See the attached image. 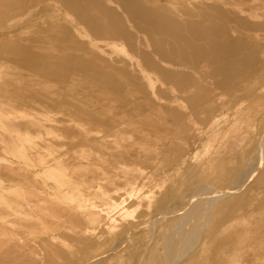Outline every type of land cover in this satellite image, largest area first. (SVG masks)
<instances>
[{"label":"rangeland","instance_id":"obj_1","mask_svg":"<svg viewBox=\"0 0 264 264\" xmlns=\"http://www.w3.org/2000/svg\"><path fill=\"white\" fill-rule=\"evenodd\" d=\"M263 133L264 0H0V264H264Z\"/></svg>","mask_w":264,"mask_h":264},{"label":"bare ground","instance_id":"obj_2","mask_svg":"<svg viewBox=\"0 0 264 264\" xmlns=\"http://www.w3.org/2000/svg\"><path fill=\"white\" fill-rule=\"evenodd\" d=\"M30 80H32V79L30 78ZM32 81H34V80H32ZM40 91H42V89H40ZM69 115H72V114L70 113ZM73 116H74V114H73ZM79 117L81 118V116H77L76 118H79ZM84 119H85V115H84ZM88 119H89V117H88ZM86 120H87V118H86ZM251 162H253V163L250 166H248L247 169L245 168L246 170H244L241 173V175L239 177H237V179L231 185H229L226 189L215 190L213 188L211 189V188L207 187L204 184H198V185H196L195 188H194V190H193V192H194V194H192L193 197H191V199L190 198L188 199L189 201H187V205H186V207H184L185 210L183 211L182 218H179V219H182V221L179 220V222H182V223H180V224H182L181 226L183 228H185V225L188 224L189 220L194 219L195 222H196V224L198 223L200 226L199 227H195V229H194L195 231L194 230L193 231L195 232V236H199L202 233L203 228L207 225V223L209 222V220H210V218L212 216V208H213V206L218 201H221V199H224L225 200V198H227V197L232 196L233 194H235L241 187H243L244 185H246V183H248L250 179H252V177L258 171V169L261 168V166L264 165V133L260 137V141H259V145H258V149H257V154H255V157H254L253 161H251ZM190 190H192V189H190ZM200 190L203 191V192L200 193ZM205 195L210 196L209 200L207 199L208 201L206 199H204ZM207 196H206V198H207ZM60 209L62 211H64V210H67L68 208L66 206H64V207H62ZM51 210H53V209H51ZM69 212H71V211H69ZM55 214H56V212H55ZM162 215H164V214H162ZM64 217H66V216H64ZM61 218H63V217H61ZM180 224L178 226L181 228ZM178 226H177V228H178ZM190 228H192V226ZM174 230L176 231V228ZM183 230L184 229H182V231ZM175 231H172V232L168 233L165 236V238H164V241H163L164 251H163V254L161 255V257H159L160 259L158 258L160 264H180L184 260V258L186 257V255L189 252V250H192L191 248L193 247V244L195 242H190L189 241L190 239L189 240H186V241L183 240V242H182V238H181V243L180 244H182V246H180L179 243H178L177 245H179L180 247L179 248H176V246H175V240H178L179 239V238L176 239V236H177L176 234H178L180 232L178 231V233H175ZM186 231H187V229H186ZM186 231H185V234H186ZM193 231L191 230L189 233H191ZM181 234L179 236H182ZM186 235H188V234H186ZM186 235H184V239H186L185 238ZM193 236H191L192 239H195V238H193ZM188 238H189V236H188ZM196 239H197V242L196 243H198V238H196ZM1 243H3V240L0 238V244ZM191 243H193V244H191ZM153 254H154V252H153ZM153 257H155V256H153ZM153 257H152V259H153ZM98 258H100V257H98ZM103 258H104V255H103ZM97 263H98V261L93 259V261L90 264H97Z\"/></svg>","mask_w":264,"mask_h":264}]
</instances>
